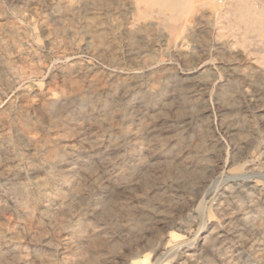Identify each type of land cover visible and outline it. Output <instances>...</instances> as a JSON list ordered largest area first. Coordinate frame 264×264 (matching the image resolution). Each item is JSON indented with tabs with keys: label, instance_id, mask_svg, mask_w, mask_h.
<instances>
[{
	"label": "rangeland",
	"instance_id": "rangeland-1",
	"mask_svg": "<svg viewBox=\"0 0 264 264\" xmlns=\"http://www.w3.org/2000/svg\"><path fill=\"white\" fill-rule=\"evenodd\" d=\"M206 2L0 0V264H264V32Z\"/></svg>",
	"mask_w": 264,
	"mask_h": 264
},
{
	"label": "bare ground",
	"instance_id": "bare-ground-1",
	"mask_svg": "<svg viewBox=\"0 0 264 264\" xmlns=\"http://www.w3.org/2000/svg\"><path fill=\"white\" fill-rule=\"evenodd\" d=\"M145 1V0H144ZM197 2H201L202 4H207L206 0H195ZM208 1V0H207ZM211 1V5L213 7H228L226 8V11L224 12L226 17H233L236 18L237 21H239V23L242 25L243 30L246 34H251V33H255V32H264V0H257L260 1L261 6L257 7L256 6V0H227L223 5H220L216 2H214L213 0ZM192 0H146V5L147 7H152L153 5L158 6L159 7V14L161 15V17L165 18L167 21H169L170 19L173 20H178L179 18H182L181 16L186 14V9L187 6L191 5ZM134 4V3H133ZM141 4V3H140ZM194 4V3H193ZM198 4V3H197ZM141 6V5H139ZM144 5H142L143 7ZM141 7V9H142ZM219 7V8H220ZM132 8V7H131ZM137 8V7H136ZM146 8V7H145ZM195 8V7H194ZM202 8V7H201ZM151 9V8H150ZM155 9V8H154ZM191 9V8H190ZM196 9V8H195ZM194 9V10H195ZM206 9V8H204ZM138 10V9H137ZM146 10V9H145ZM152 10V9H151ZM150 10V11H151ZM224 10V9H223ZM148 12V11H147ZM220 12V11H219ZM137 13V12H136ZM215 13V12H214ZM139 14V13H138ZM142 14V13H141ZM149 14V13H148ZM151 14V13H150ZM220 14V13H219ZM140 15V14H139ZM147 15V14H146ZM217 15V14H216ZM160 17V19H161ZM132 18V17H131ZM144 18V17H143ZM155 18V17H154ZM223 18V19H224ZM139 19V18H138ZM141 19V18H140ZM152 19V18H151ZM134 20V18H133ZM137 20V19H136ZM145 20V19H144ZM149 20V19H148ZM159 21V20H158ZM180 21V20H179ZM178 21V22H179ZM136 22V21H135ZM139 22V21H138ZM181 22V21H180ZM223 22V21H222ZM227 22V21H226ZM225 22V25H226ZM235 22V20H234ZM131 23V22H130ZM134 23V22H133ZM161 23V22H160ZM164 23V22H163ZM168 23V22H167ZM237 23V22H235ZM139 24V23H138ZM148 24V22L146 23ZM215 24V23H214ZM94 25V24H93ZM141 25V24H140ZM139 25V26H140ZM159 25V24H158ZM224 25V26H225ZM157 26V25H156ZM172 26V25H171ZM175 26V25H173ZM172 26V27H173ZM226 26H230L229 24ZM241 27L240 25H236ZM235 26V27H236ZM142 27V26H141ZM140 27V28H141ZM146 27V26H145ZM162 27V26H161ZM166 27V26H165ZM172 27H170V29H172ZM232 27V26H231ZM230 27V28H231ZM234 27V28H235ZM238 27V28H239ZM97 28V27H95ZM133 28V27H132ZM147 28V27H146ZM150 28V27H149ZM163 28V27H162ZM228 28V27H226ZM237 28V27H236ZM94 29V28H93ZM138 29V28H136ZM143 29V28H142ZM158 29V28H157ZM177 29V28H176ZM175 29V30H176ZM224 29V28H223ZM139 30V29H138ZM153 30V29H152ZM217 30H219L217 28ZM222 30V29H221ZM241 30V28H240ZM93 31V30H92ZM146 31V30H144ZM183 31V30H182ZM103 32V31H102ZM138 32V31H137ZM158 32V31H157ZM242 32V31H241ZM93 33V32H92ZM103 35V34H102ZM239 37V36H238ZM105 38V37H104ZM103 38V39H104ZM101 41V39H100ZM103 44V43H102ZM220 44V43H219ZM253 65V64H252ZM237 68V67H236ZM231 69H233L231 67ZM239 69V68H238ZM237 71V70H236ZM235 71V72H236ZM252 72V71H251ZM247 74V73H246ZM243 76V75H242ZM253 76V75H252ZM225 97V95L223 96ZM232 99V98H231ZM227 100V98H226ZM228 101V100H227ZM236 101V100H235ZM233 101V102H235ZM198 104V102H196ZM228 103V102H227ZM199 105V104H198ZM234 105V103H233ZM192 106V105H191ZM186 107V106H185ZM189 107V106H188ZM189 109L191 110V108L189 107ZM183 110V109H182ZM184 111V110H183ZM181 112V111H179ZM189 113V112H188ZM69 115V113L67 114ZM146 115V114H145ZM70 116V115H69ZM190 116V115H189ZM140 118V117H139ZM186 118V117H185ZM63 119V118H62ZM164 119V118H163ZM188 119V118H187ZM191 119V118H190ZM143 120V119H142ZM68 121V120H67ZM66 121V122H67ZM140 121V119H139ZM144 122V121H143ZM152 122V121H151ZM166 122V121H165ZM58 123V122H57ZM160 123V122H159ZM162 123V122H161ZM149 124V122L147 123ZM150 126V125H149ZM167 126V125H166ZM160 127V126H159ZM165 128V127H164ZM224 128V126H223ZM138 129V128H137ZM145 129V128H144ZM147 129V128H146ZM152 130V129H151ZM234 131V130H233ZM138 132V131H137ZM144 132V131H143ZM137 136V135H136ZM134 136V137H136ZM199 147V146H198ZM57 155V154H56ZM54 155V156H56ZM53 156V157H54ZM207 158V157H206ZM133 175V174H132ZM24 203V202H23ZM27 203V202H26ZM247 220V219H246Z\"/></svg>",
	"mask_w": 264,
	"mask_h": 264
},
{
	"label": "built area",
	"instance_id": "built-area-1",
	"mask_svg": "<svg viewBox=\"0 0 264 264\" xmlns=\"http://www.w3.org/2000/svg\"><path fill=\"white\" fill-rule=\"evenodd\" d=\"M214 2L223 5L227 0H213Z\"/></svg>",
	"mask_w": 264,
	"mask_h": 264
}]
</instances>
